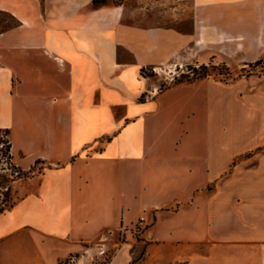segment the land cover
I'll return each mask as SVG.
<instances>
[{
  "label": "crops",
  "instance_id": "obj_1",
  "mask_svg": "<svg viewBox=\"0 0 264 264\" xmlns=\"http://www.w3.org/2000/svg\"><path fill=\"white\" fill-rule=\"evenodd\" d=\"M93 1L0 0V131L15 165H43L0 214V264H56L53 243L153 211L150 241L264 264V72L160 91L142 72L216 62L221 33L240 37L233 68L264 59V0Z\"/></svg>",
  "mask_w": 264,
  "mask_h": 264
},
{
  "label": "rangeland",
  "instance_id": "obj_2",
  "mask_svg": "<svg viewBox=\"0 0 264 264\" xmlns=\"http://www.w3.org/2000/svg\"><path fill=\"white\" fill-rule=\"evenodd\" d=\"M236 16L232 15L230 20ZM0 23L6 26L11 25L13 21L8 15L0 14ZM220 36L217 40L218 43L212 48L214 57L218 56L219 58L216 62L202 64L208 67L209 75L204 78L228 81L242 74L264 72L263 58L247 64L240 70L236 67L233 68L231 63L235 65L238 63L235 49L240 47V37L227 36L223 33ZM204 45L206 44L204 43ZM119 54L121 59L131 58L122 49H119ZM232 57L234 58L232 59ZM200 66L198 63H191L178 69L172 68V66L148 67L144 69L143 75L151 77L154 91H160L176 83L192 81L193 68L198 70V74L203 73L200 71ZM4 135L3 132L0 133L1 137ZM42 168V164H37L32 170H20L21 174L15 176L14 180L9 174H4L8 178H0V209L8 208L21 196L15 195L16 185L38 176L42 172ZM196 182L199 184L204 180L198 179ZM215 187L216 183L214 182L208 186L207 190L212 191ZM177 196L180 197L179 194ZM136 211L133 210L132 217ZM156 217V211H153L148 219L140 218L131 225H122L116 229L103 231L93 242L84 243V247L79 252L68 253L66 245L55 242L53 243L54 249H57L53 254L55 262L56 264H232L247 259L246 253L242 249L230 248L225 245L214 246L211 243L171 244L150 241L146 238V230L156 220ZM169 220V218H164L158 231L162 232L165 229L164 223ZM1 249L2 244L0 245ZM46 264H55L50 254H48Z\"/></svg>",
  "mask_w": 264,
  "mask_h": 264
},
{
  "label": "trees",
  "instance_id": "obj_3",
  "mask_svg": "<svg viewBox=\"0 0 264 264\" xmlns=\"http://www.w3.org/2000/svg\"><path fill=\"white\" fill-rule=\"evenodd\" d=\"M107 2V0H94L93 1V4H102V3H105ZM200 71L203 72V73H200L198 74V70L193 68V72H194V77L192 78V81L196 80V79H200V78H204L206 77L208 74V67L206 65H201L200 66ZM143 74H144V69L142 70ZM187 82H191V80H187ZM3 132L5 135H9V131L8 130H4V131H0V133ZM4 143V146H5V149H4V155H8L9 156V160H12V155H11V143H10V140L7 138H3L0 136V144L1 143ZM13 162V160H12ZM12 167L13 169H18V170H22L20 167H18L17 165H15L14 163L12 164ZM0 178H3V179H6L8 178L7 175H4V174H1L0 173ZM12 178V177H11ZM12 180H14V177L12 178ZM14 204V203H13ZM13 204H11L9 207L13 206ZM8 207V208H9ZM7 209V208H6ZM6 209L4 208H1L0 209V214L3 213Z\"/></svg>",
  "mask_w": 264,
  "mask_h": 264
},
{
  "label": "built area",
  "instance_id": "obj_4",
  "mask_svg": "<svg viewBox=\"0 0 264 264\" xmlns=\"http://www.w3.org/2000/svg\"><path fill=\"white\" fill-rule=\"evenodd\" d=\"M3 138H7V135H4ZM4 143L2 142L0 144V173L2 174H9L10 177H15V176H19L21 174L20 170L18 169H13L12 167V160H9V156L8 155H4Z\"/></svg>",
  "mask_w": 264,
  "mask_h": 264
}]
</instances>
